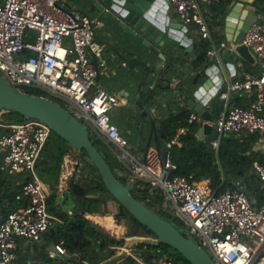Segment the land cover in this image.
<instances>
[{"label":"built area","instance_id":"obj_1","mask_svg":"<svg viewBox=\"0 0 264 264\" xmlns=\"http://www.w3.org/2000/svg\"><path fill=\"white\" fill-rule=\"evenodd\" d=\"M163 1L185 28L196 25L203 39L210 38L201 3ZM220 1L201 0L203 4ZM59 3L60 0H0V75L25 93H29L27 89L47 93L48 97H40L57 102L73 114L89 129L92 138L109 146L126 169L121 175L131 185L144 181L163 194L165 209L184 221L185 229L198 238V244L217 264H264V203L250 198L239 182L217 193L208 180L192 182L191 177L175 174L177 166L170 157L164 160L156 148H150L143 159L133 154L128 138L112 120L119 99L102 88L90 94L100 71L108 68L103 58L104 45L96 35L99 21L84 14L73 16ZM243 43L257 57L260 72L246 73L242 79L227 83L220 94L225 109L210 123L215 134L211 141L214 151L227 134L246 138L258 133L264 144V22L255 23ZM218 52L209 50L208 56L213 59ZM230 71L235 77L234 67ZM241 92H253L255 99L247 107L229 104L231 95ZM189 123H202V118L192 113ZM0 126L7 129L0 136V170L10 174L28 172L31 176L16 194L24 205L0 220V264H14L20 239L39 242L54 226L46 185L35 172L52 130L36 119ZM253 169L264 185V164L255 161ZM70 176L67 172L63 178ZM159 247L152 254L154 264H187ZM56 249L60 255L67 253L60 245ZM123 250L131 255L128 249ZM139 264L148 263L139 260Z\"/></svg>","mask_w":264,"mask_h":264},{"label":"crops","instance_id":"obj_2","mask_svg":"<svg viewBox=\"0 0 264 264\" xmlns=\"http://www.w3.org/2000/svg\"><path fill=\"white\" fill-rule=\"evenodd\" d=\"M77 1L85 3L86 11L88 12L87 16L99 21V25L96 27V35L104 45L103 58L108 63V68L100 71L96 86L92 89L90 94H94L97 88H102L119 99V105L112 111V120L119 128L120 132L128 138L129 146L133 148V154L140 159L144 158L146 155L145 146L152 132V127H154L155 135V128L159 127L171 115H177L182 112L189 113L188 124L195 126L197 130H199L201 123H189L190 115L197 112L192 110L187 105L186 101L178 100L174 88L167 90H159L156 88L152 97L139 91L141 87H138L139 80L135 79L134 73L141 72L143 68L136 66V69L132 70L127 64L126 66L123 65L126 62L122 56H127V54L124 52V44L121 41V36L125 35V32L118 24L112 21L110 16L96 10L91 0H60L59 6L62 10L70 13L73 10H78L79 7L75 5ZM197 1L201 3L202 15L209 27L210 38L203 39L199 28L196 25H191L188 27V33L186 32L185 35L192 40L190 43H186L179 47L174 45L168 46L173 53L175 51L180 52V50L188 49L184 55L195 63H197V61L202 62L201 58L203 57L206 60H210L211 58L208 56L209 50H219L217 55L224 51L225 40L222 30V10L225 6L239 4L245 10H250L259 16L258 22H264V0H221L217 4H203L201 0ZM105 10L112 12V9L108 7H105ZM112 14L116 16V13L113 12ZM75 15H82V13L76 12ZM170 16L180 20L173 10L170 12ZM183 30L184 29H182V31ZM143 36L146 40H149L144 34ZM151 43L166 57V66L163 67V69H165L170 63L168 52L161 46L156 45L153 41H151ZM203 43L207 46L204 56L202 55L203 51L201 47ZM142 48L144 51L143 53H149V55L152 56V59L148 60V62L150 67L156 70L157 74L159 70L156 66L161 65L162 60L158 55L151 54L146 48ZM203 50L205 49L203 48ZM92 61L94 62L96 60L92 58ZM229 65L234 66L236 72L235 77H232V72L228 69ZM223 69L226 73L227 83H230L233 80L242 79L246 73L259 74L260 65L258 61L256 64H249L243 60H239L236 63L224 62ZM147 77L148 73L143 72L140 80H145ZM161 84L165 88L168 86L167 82H162ZM225 87L226 85L219 93V98L220 94L225 90ZM139 95L143 107L138 105L137 98ZM254 99L255 94L253 92H241L239 94H232L229 104L247 107ZM211 104L212 103H209L207 105V110L210 109ZM224 109L225 102L220 98V103L213 110V121ZM197 114L201 116L200 113ZM205 122L206 121L202 118V123L204 124ZM188 131L189 127L181 128L178 131V136L185 135ZM6 132L7 129L0 126V136ZM178 136L172 143L179 144ZM212 138H215L213 132L208 136V140L204 141H212ZM151 148L156 147L152 144ZM254 150L264 154V144L261 142V138L257 141ZM86 160L81 150H73L64 156L60 172L57 175L58 185L56 189L53 190L51 185L41 178L40 174L42 172L41 169L45 168L44 164L47 161L54 162V159L51 151L48 152V149L44 152L42 151L36 163L35 172L38 178L46 185L48 193V211L54 218V226L44 234L39 242L20 239L18 241V259L14 264H71L72 261H78L81 255L79 253H71L66 248L63 241L57 240L59 230L69 226V222L77 214H82L85 218L90 220L99 234L110 236L115 241L124 242L121 246L110 247L107 253L102 254L99 264H130L127 262L129 258L133 259L131 264H139V260H146L148 264H154V259L147 258L146 250L138 248L140 241L129 236L131 224H127L125 220L119 222V219H117V214L120 209L119 203L110 193H105L99 184L97 185L98 192L91 191L85 196H75L72 193L70 186L74 181L82 186L90 185L93 170L91 166L88 167L85 164ZM2 162L3 156L0 154V166ZM67 172H69L71 176L64 180L63 176ZM30 177L28 172L10 174L0 170V220L3 216L24 205V203L16 199V194L19 188L28 181ZM239 181V183L244 185L242 180ZM49 199L52 200L51 204H49ZM94 202L102 203L100 213L91 212V210L96 207L92 205ZM126 236L129 237L130 240L127 241V238H125ZM59 245L67 250L66 254H58L56 247ZM123 248L128 249L131 255L127 254Z\"/></svg>","mask_w":264,"mask_h":264},{"label":"water","instance_id":"obj_3","mask_svg":"<svg viewBox=\"0 0 264 264\" xmlns=\"http://www.w3.org/2000/svg\"><path fill=\"white\" fill-rule=\"evenodd\" d=\"M91 2L96 10L110 16L112 21L124 30L125 35L121 36V41L127 56L122 58L132 70H135L136 66L143 68L141 72L134 73L135 79L139 80L138 87H141L139 91L152 97L156 88L159 90L174 88L178 100L186 101L187 105L200 113L206 121L200 124L198 136L201 141L208 140V136L213 132L209 124L214 118L213 110L220 103L218 95L227 83L223 63L243 60L249 64H256L258 61L243 41L249 29L259 21V16L245 10L239 4L225 6L222 10L224 51L214 59L206 60L203 57L202 62L195 63L184 55L188 49L173 53L168 48L169 45L183 46L192 40L185 36L189 29L184 27L181 20L170 16L172 10L163 0H91ZM75 5L79 8L70 12L71 15L74 16L76 12L88 14L85 3L77 1ZM105 7L111 8L112 12L105 10ZM113 12L116 16L112 14ZM143 34L149 40H146ZM151 41L168 52L170 63L165 69L163 67L166 66V57ZM141 46L162 60L161 65L156 66L159 70L157 74L148 62L152 56L143 53ZM233 67L229 65L228 69L231 70ZM143 72L148 73V77L140 80ZM162 82H167L168 86L165 88ZM137 100L138 105L143 107L140 95ZM209 103L212 104L207 110ZM10 112L22 115L25 120L36 119L45 123L52 132L68 142L71 149L86 151L88 159L98 170L108 192L141 225L153 233L154 244L157 247L161 245L170 247L188 264H217L198 242L187 237L172 222L134 197L131 185L124 184L116 176L95 146L96 140L92 138L89 129L73 114L57 102L14 88L0 75V116ZM153 136L154 127L145 146L146 153L152 147ZM162 151L163 159L167 160L169 158L167 144L162 143Z\"/></svg>","mask_w":264,"mask_h":264},{"label":"trees","instance_id":"obj_4","mask_svg":"<svg viewBox=\"0 0 264 264\" xmlns=\"http://www.w3.org/2000/svg\"><path fill=\"white\" fill-rule=\"evenodd\" d=\"M201 47L203 51L202 55L204 56L207 46L203 43ZM203 48L205 50H203ZM27 91L37 96H49L47 93L37 89H27ZM4 117L13 121L14 124L25 121L24 117L16 112L5 113L3 114V118ZM188 117L189 113L186 112L171 115L159 127L155 128L153 145L163 152L162 143L167 145L172 144V141L178 136L179 129L189 127V131L185 135L178 136L179 144H172L171 147L168 148L169 157L177 166L175 174L191 177L192 182L208 180L212 189L217 193L228 186L234 187L235 181L242 180L249 197L256 199L259 203H264V185L253 169V163L255 161L264 164V154L254 150L260 138V134L254 133L246 138L238 134L223 135L220 138L218 150L214 151L211 140L205 142L199 139L198 130L195 126L188 124ZM52 133L53 132H51L43 152L46 151V149H48V152L51 151L54 162L47 161L44 164L45 168L41 169L42 172L40 176L46 183L51 185L53 190H55L58 185L57 175L60 172L63 158L73 150L70 148L68 142L58 135H56V140H51ZM95 140V146L105 157L116 176L124 184H128L127 177L124 176V174L123 176L121 175V173L125 172V167L118 162L116 157H113L112 160L110 159V154L113 155V152L104 141L100 139ZM81 153L85 159L90 161L86 151L81 150ZM90 165L93 170L90 185L82 186L74 181L70 186L75 196H85L91 191L98 192V184L105 193H109L96 167L92 164ZM131 191L136 199L163 218L169 219V216L172 217L175 222V224H173L185 234L184 221L181 218L171 214L166 216L164 207L165 198L162 193L152 190L150 185L144 181L133 183L131 185ZM101 204V202H94L92 205L96 207L92 209L91 212L100 213ZM119 208L117 219H119V222L125 220L128 224H131L129 236L139 240L140 243L138 244V248L141 250L146 249L148 259H152L153 252L158 248L154 244V239H151V236L154 238L155 236L120 204ZM69 224V226L59 230L57 240L63 241L66 248L71 253H79L81 255L78 261H72L71 264H99L102 254L107 253L110 247L121 246L124 243L123 241H115L110 236L99 234L91 221L82 214H77L73 217ZM166 247L168 246L161 245L159 248L165 249ZM175 254L179 255V253L174 251V255ZM129 259L133 261L132 258Z\"/></svg>","mask_w":264,"mask_h":264},{"label":"rangeland","instance_id":"obj_5","mask_svg":"<svg viewBox=\"0 0 264 264\" xmlns=\"http://www.w3.org/2000/svg\"><path fill=\"white\" fill-rule=\"evenodd\" d=\"M6 121H5V120ZM0 122L2 123V124H6V125H8V124H14V122L13 121H11V120H9V119H7V117H4L3 118V115L2 116H0ZM56 135L57 134H55L54 132L52 133V136H51V140H56L57 139V137H56ZM129 148V150L132 152V153H134L133 152V148L132 147H128ZM112 153V152H111ZM113 154V153H112ZM113 157H116L114 154L113 155H111L110 154V159L112 160L113 159ZM116 159H117V157H116ZM118 160V159H117ZM118 162L120 163V161L118 160ZM85 164L88 166V167H90L91 165L90 164H92L90 161H88V160H86V162H85ZM121 164V163H120ZM93 165V164H92ZM237 182H240L239 180H237V181H235V183H237ZM130 184V183H129ZM131 185V184H130ZM52 200L51 199H49V204H51L52 202H51ZM165 214H166V216H168V215H170L171 213H169L168 211H167V209H165ZM172 215V214H171ZM168 219V218H167ZM170 222H172V223H174L175 224V222H174V220H173V218L172 217H170L169 216V219H168ZM128 224V223H127ZM184 229V228H183ZM184 231H185V235L187 236V237H189V238H192L194 241H196V242H198V238H196L194 235H192V234H190V232L188 231V230H186V229H184ZM125 238H127V241L128 240H130L129 239V237H125ZM151 239H154L153 241H155V238L153 237V236H151ZM167 253H174V250H172L170 247H166L165 249H164ZM176 255V256H175ZM174 256L176 257V259H178V260H181V261H184V262H186L185 260H184V258L179 254H175ZM127 262L128 263H132V261L129 259V260H127ZM187 263V262H186ZM188 264V263H187Z\"/></svg>","mask_w":264,"mask_h":264}]
</instances>
